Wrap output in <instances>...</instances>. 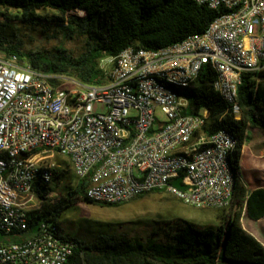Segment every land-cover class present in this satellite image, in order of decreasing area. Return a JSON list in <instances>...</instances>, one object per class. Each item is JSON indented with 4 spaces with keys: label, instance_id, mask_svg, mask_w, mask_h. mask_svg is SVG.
<instances>
[{
    "label": "built area",
    "instance_id": "2783aa9c",
    "mask_svg": "<svg viewBox=\"0 0 264 264\" xmlns=\"http://www.w3.org/2000/svg\"><path fill=\"white\" fill-rule=\"evenodd\" d=\"M193 1L225 11L203 32L178 42L159 49L129 46L119 52L122 60L102 59L101 82L84 85L83 96L58 94V86H65L60 77L52 85L50 76L16 55L0 54V232L30 231L34 184L48 183L55 147L69 153L72 170L85 180L84 196L96 203L164 192L199 208H222L226 195H234L227 192L222 156H228L224 145L234 142L235 149L237 139L223 128L204 132L208 110L189 113L188 101L156 91L145 71L191 77L192 83L207 64L214 73L212 89L225 93L238 116L242 75L264 67V0ZM61 127H68V134H61ZM189 132H197V142L186 144ZM177 142H184V149H177ZM30 154H37V161L24 166ZM35 170H45V177H35ZM88 182H98L93 194H86ZM121 184H129V191L120 192ZM34 230L22 240L0 243V264H67L73 243L44 221ZM14 245H21V252H14Z\"/></svg>",
    "mask_w": 264,
    "mask_h": 264
},
{
    "label": "trees",
    "instance_id": "16d2710c",
    "mask_svg": "<svg viewBox=\"0 0 264 264\" xmlns=\"http://www.w3.org/2000/svg\"><path fill=\"white\" fill-rule=\"evenodd\" d=\"M8 9L30 19L37 16V10H53L57 14L50 21L63 25L68 35L85 37V49L73 56L62 46L25 52L19 43L0 35V53L16 55L32 70L50 76L47 80L52 85L58 84L57 77L62 76L72 77L81 85L100 83L102 59L116 56L129 46L159 49L178 42L203 32L212 19L225 11L193 0H0V10ZM76 9L83 14L74 13ZM213 80L214 73L206 64L181 94L189 102V113L208 110L204 132L210 134L223 128L237 139L229 159L236 176L234 206L217 214L216 225L172 218L145 221L143 225L150 233L143 237L115 233L109 226L99 227L89 240L65 234L59 220L78 202L118 205L88 200L84 196L85 180L78 179L67 162L53 170L51 184L35 182L33 192L38 206L28 212V229H35L40 221L56 226L73 243L67 264H264V245L240 222L242 214L254 220L264 216V186L248 188L237 172L250 130H264V67L242 75L237 87L238 116L212 89ZM50 191L55 195L48 196Z\"/></svg>",
    "mask_w": 264,
    "mask_h": 264
},
{
    "label": "rangeland",
    "instance_id": "374dc122",
    "mask_svg": "<svg viewBox=\"0 0 264 264\" xmlns=\"http://www.w3.org/2000/svg\"><path fill=\"white\" fill-rule=\"evenodd\" d=\"M0 12L4 13H0V35L19 43L22 51L51 50L62 46L73 56H77L85 49V37L77 34L68 35L63 25L50 21V18L57 14L53 10H37V16L33 19L21 17L17 11L11 9L0 10ZM74 13L83 14L80 10ZM63 78L62 82L65 86L70 87L69 84L76 88L84 86L72 77L64 76ZM52 160L58 165L66 166L69 163L67 158L56 153ZM239 165L240 174L245 183L250 186H264L263 129L250 130V139L242 148ZM68 167L66 168L69 169ZM53 195L54 193L50 196ZM37 206L38 201L35 197L31 203V209ZM221 213L222 211L218 209L195 208L164 192H153L117 206L78 202L63 213L59 222L63 233L89 240L93 232L102 226L111 227L115 233L126 232L129 236L143 237L150 233V229L143 225L145 221L162 222L172 218H182L199 225H216L219 222L217 214ZM242 219L240 220L242 227L264 243V219L260 222H250L245 217ZM34 231V229L27 231L21 236L0 232V243L22 240L31 236Z\"/></svg>",
    "mask_w": 264,
    "mask_h": 264
},
{
    "label": "bare ground",
    "instance_id": "6f19581e",
    "mask_svg": "<svg viewBox=\"0 0 264 264\" xmlns=\"http://www.w3.org/2000/svg\"><path fill=\"white\" fill-rule=\"evenodd\" d=\"M131 50H139V48H134L131 46ZM114 60H122V53H118L116 56H114ZM63 79H64L63 77H60V82H62ZM145 79L150 80L154 84H156V91L166 92L168 94H171V96L180 97V99L188 101L187 98L181 94V92L192 84L191 77H184L181 75H164L162 72L157 70H146ZM69 85L70 87L58 86V94H66V91H71L76 96H83L84 87L80 86L81 88H76V87H71V84ZM218 95L223 101L225 100V93H218ZM225 103L226 105H228L227 102ZM207 117H208V111L206 117L202 118V125L206 123ZM61 134H68V127H61ZM194 142H197V132H189V135L186 137V144H193ZM177 149H184V142H177ZM233 150H234V142H227L224 145V153L228 154V156H222V163L225 164L226 173L228 175V179H227L228 193H234V189H235V174L229 161V159L232 156ZM55 153L64 156L69 161V153H63L62 147H55ZM31 161H37V154H30V159H24V166H31ZM57 166L58 164H49V166L47 167L48 183H50L53 176V170ZM238 168H239V163H238ZM73 172L75 176L78 178V172L76 171ZM35 177H45V170H35ZM97 189H98V182H88L86 186V194H93V192H96ZM127 191H129V184H121L120 192H127ZM51 194H53V192L50 191L48 196H50ZM180 200L195 208L202 209L199 208V206L190 203L187 199H180ZM233 205H234V195H226L225 201H223L222 204V208L221 206H212V207H203V208L228 211L231 208H233ZM14 252H21V245H14Z\"/></svg>",
    "mask_w": 264,
    "mask_h": 264
},
{
    "label": "crops",
    "instance_id": "0c3cea01",
    "mask_svg": "<svg viewBox=\"0 0 264 264\" xmlns=\"http://www.w3.org/2000/svg\"><path fill=\"white\" fill-rule=\"evenodd\" d=\"M243 148V147H242ZM241 153H242V150H241ZM240 157H241V155H240ZM244 180V179H243ZM246 185L248 186V188H256V187H260V186H250L249 184H247L246 183ZM243 217H245V218H247V220H249L250 222H260V221H262L263 219H264V216L263 217H260L259 219H250V218H248L247 216H245L244 214H242V216H241V219L240 220H243L242 218ZM254 237V236H253ZM255 238V237H254ZM256 240H258L257 238H255ZM261 244H263L264 245V243H262L260 240H258Z\"/></svg>",
    "mask_w": 264,
    "mask_h": 264
}]
</instances>
